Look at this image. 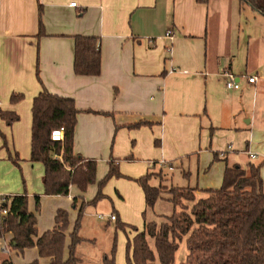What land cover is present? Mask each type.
I'll use <instances>...</instances> for the list:
<instances>
[{"label":"crops","instance_id":"1","mask_svg":"<svg viewBox=\"0 0 264 264\" xmlns=\"http://www.w3.org/2000/svg\"><path fill=\"white\" fill-rule=\"evenodd\" d=\"M74 2L76 6L71 5ZM228 4L232 5L234 14L232 29L239 30L243 23L247 25L250 14L253 21L258 20L263 26L264 32V16L241 0H0V127L13 137L11 158L19 149L18 128L23 120H31L27 109L33 107L35 97L45 88L73 98L80 110L74 136L76 155L109 165L118 159H130L133 163L127 166L134 169L129 175L137 179L146 175V165L147 169L148 165L155 167L153 160L162 166L170 164L172 169L176 159L210 145L222 150L220 154L225 161L221 162L216 155L212 171L202 173L200 184L207 189H219L227 167L240 165L228 162L231 152H226L225 145L236 135L226 133V123L238 126V118L242 116L246 125L252 124L264 113L260 84L264 59L251 75H247V68L245 74L235 72L230 59L235 55V45L226 51ZM169 30L173 31V38L166 37ZM77 35L94 36L100 41V75L75 73ZM218 35L221 43L216 45ZM261 38L264 39L263 33ZM226 73L241 77L242 86L227 96ZM249 76L258 79L249 83ZM221 90L224 95L218 94ZM13 93L22 94L23 99L12 103ZM5 111L16 112L19 120L8 125L1 118V112ZM141 122L146 123L137 126ZM258 122L264 127V121ZM252 136L248 132L243 138ZM217 140L221 142L219 146H216ZM247 153L252 159L258 157L250 150ZM202 154L203 171L213 156L207 152ZM16 159L18 163L21 161L18 153ZM140 161L145 165L137 167ZM30 162L32 166L36 163ZM6 167L0 162V208L3 197L27 192L30 210L37 218L38 236L55 228L59 210L68 211L64 253L67 258L70 235L87 190L82 192L72 185L67 196L46 195L44 184L35 187L33 181H28V187L24 188L20 182H8L9 174L17 173V169L9 161ZM24 169L29 172L30 165L25 164ZM127 170H122L125 175L130 171ZM164 175L170 182L169 175ZM261 175L263 178V169ZM114 185L122 187L117 190L119 198L114 201L118 208L126 207L127 198L136 210L146 205L145 193L136 183L120 186L121 182L115 181ZM202 194L198 190L197 198ZM37 195L40 196L39 210ZM75 199L77 206H74ZM104 212L107 214H99V219L107 218L108 222L120 219L115 206ZM114 213L117 218L111 220ZM96 220L83 219L79 230L82 242L75 250L79 264H103L104 257L111 255L110 240L104 250H96L94 237L105 226V221ZM136 229L135 234L140 232ZM12 238L13 234L8 233L0 239L1 253ZM88 247L94 250V256L87 260ZM10 257L13 264H29L35 260L40 264L51 262L50 257L39 255L37 247L12 251Z\"/></svg>","mask_w":264,"mask_h":264},{"label":"trees","instance_id":"2","mask_svg":"<svg viewBox=\"0 0 264 264\" xmlns=\"http://www.w3.org/2000/svg\"><path fill=\"white\" fill-rule=\"evenodd\" d=\"M241 1L264 16V0ZM101 70L100 41L94 36H75V73L98 76ZM22 99L23 95L19 93H13L11 97L12 103ZM79 113L73 98L51 93L45 88L34 99L30 160L41 162L45 167L43 184L46 195L67 196L72 185L85 192L97 182L98 162L74 153ZM1 118L11 125L19 120V115L14 111H5L1 112ZM145 123H138L137 126ZM60 127L65 129L64 141H53L51 133ZM261 169V165L252 163L247 168L240 165L227 167L222 187L204 190L205 197L199 199L196 196L197 188L171 185L167 200L181 206L182 210L166 216L161 223H145L144 230L137 232L128 242L127 264H176V253L184 239L189 253L180 264H264V188ZM155 175L160 178L159 186L150 183ZM114 176L123 175L116 162L112 161L109 172L100 182V191L94 202L104 197L101 188ZM135 181L145 193L148 208H153L158 200L165 198L164 183L167 177L162 172H148ZM35 200L39 210L40 196H35ZM185 201L193 203L191 208ZM86 204L83 201L79 207L67 258L64 253L68 211L59 210L55 228L38 236L37 218L30 210L27 192L3 197L1 209H7L8 214L0 220V239L8 233L13 234L9 244L10 253L37 247L41 257L51 258L50 264H79L75 250L82 242L79 230ZM74 206H77V199ZM125 226V223L118 224V228L124 229ZM148 237L154 239V248L150 246ZM10 253L0 254V264H13ZM115 254L116 244L111 255L104 257L103 264H116ZM29 264L40 263L35 260Z\"/></svg>","mask_w":264,"mask_h":264},{"label":"rangeland","instance_id":"3","mask_svg":"<svg viewBox=\"0 0 264 264\" xmlns=\"http://www.w3.org/2000/svg\"><path fill=\"white\" fill-rule=\"evenodd\" d=\"M232 5L228 4L226 5V51L229 50L230 46L233 44L236 48V52L234 53V56H231V61H233V66L235 72H246L247 68V75H251L255 73L256 66L260 63L261 60L264 59V39L261 38V34L263 32V26L259 24L258 20L253 21V18L248 15V24L245 25L244 23L240 25L239 30L232 29V21L234 20V14L232 12ZM251 13V12H249ZM260 19V18H258ZM242 21H245V18L242 17ZM220 36L218 35L216 37L215 44L221 43ZM213 43V39H212ZM239 43L238 48L236 47V44ZM214 44V43H213ZM260 84H262V92L264 93V72L260 73ZM222 89V88H221ZM233 90H229L226 88V96L228 94H231ZM220 95H224L225 93H218ZM262 100H264V96H262ZM26 110V108H25ZM30 111V117L31 120H23V124L21 127L18 128L17 132V141L19 143V149H17L16 152H13V156L11 158L10 152L11 151V145L13 137L12 135H7V133L0 127V162H3V165L5 169H8L6 167L8 161L15 166L17 169L16 172H11L8 177V182H13L15 184H21L22 187H28V181H33V184L35 187L43 185V176L41 175L44 169L45 174V167L43 163L36 162L34 166H32L30 162V156L31 153V140H32V106H30V109H27ZM258 121L263 122L264 121V113H261L258 116ZM239 125L235 126L234 123H226V133H234L236 135V138L233 140H230L226 143V152L230 151L231 153L228 156V162L230 165L233 164H240L242 166H247L249 163L255 164V165H261L263 169V188H264V127L261 123L254 120L252 124L246 125L244 121H242V116L238 118ZM252 132L253 136L249 139H244L243 137L246 136V133ZM224 134L222 135V137ZM221 142L219 140L216 141V146H219ZM230 146V147H229ZM202 146V150L198 149L196 153H189V155L181 157L173 161V168L170 169V164L161 165L159 164V161L153 160V162H156L155 167L152 165H146V171L144 174H147L148 172H153L155 174L163 173L168 174L170 177V182H165L166 185V192H164V197L156 203V205L153 208H148L145 204L143 208L140 209H134V205L131 204L130 199H126V207L120 209L115 205V198H119V195L117 193V190H121L122 187H117L114 185L115 181H120V186H128V183H136L140 186L139 183L135 181L136 177H132L129 174L133 172L134 168L128 167L127 165H131L133 162L130 161V159H118L116 160L118 169L121 172L123 176L117 177L114 176L110 178L101 188V192L104 195L103 198L100 200L94 202V199L97 197L99 191H100V182L106 177L107 173L109 172L110 165L107 162H103L101 160H98V169H97V182L89 186L87 189L86 194L84 195L86 206L84 208V214L81 219V227L82 222L84 218H89V220H93V218H96L98 223H102L105 221L104 230H98L95 239V247L97 251H102L106 246L108 245L107 242L110 240L111 248H113L114 244H116V254H115V263L116 264H127V253H128V242L129 240H133L135 234V229L138 228L141 231L144 230L145 223L151 222V221H157L158 223H161L162 221L166 220V216H171L175 212H179L182 210L181 206H175L172 202L168 201L167 198L169 196L168 194V188L171 185L174 186H184V187H193L197 188L202 195L198 196V198L205 197V192L207 188L200 184L202 173H209L212 171L214 164L217 157L221 158V162L224 163L225 158L221 156L222 150L213 149L210 145ZM189 148V146L187 147ZM204 148V149H203ZM13 150V148H12ZM251 151L253 154H257L258 157L256 159H252L248 155V151ZM210 153L212 154V161L209 162L207 167L202 171L201 165L204 161V155L202 153ZM3 153H5V157ZM16 153L19 154L20 160L19 163H16ZM28 155V156H27ZM206 155V154H205ZM18 161V160H17ZM29 164L30 169L29 172H26V169H24V165ZM138 166L145 165V163H137ZM123 169L130 170L129 173H123ZM138 169V168H137ZM216 169V168H215ZM184 173H188V176H185ZM31 174V175H30ZM214 174V172H213ZM216 174V172H215ZM216 176V175H212ZM151 185L153 186H159L160 185V178L158 176H153L150 180ZM223 185H220V188ZM141 187V186H140ZM142 189V187H141ZM143 191V189H142ZM25 193V192H24ZM144 195V194H143ZM103 202L104 204L101 205V201L105 200ZM30 200V198H29ZM135 200V199H134ZM101 202V203H100ZM185 204L191 208L193 205L192 202L185 201ZM115 206L116 210L120 214V219L118 221H107V218L104 220H101L98 218L99 214H107L104 211L109 209L110 207L113 208ZM137 211V212H136ZM111 212H109L110 214ZM113 213V210H112ZM115 214V213H114ZM116 215V214H115ZM117 217V215H116ZM125 223V228H118V224ZM80 227V228H81ZM98 229V227H96ZM149 244L152 248H154V239L151 237H148ZM1 248V243H0ZM94 250H91V248L88 247V249L85 251L87 260L90 259V257L94 256L92 255ZM111 253V252H110ZM108 253V254H110ZM188 247L186 243V239H184L180 243L179 250L176 253V264H180L181 262H184L187 255H188ZM1 254V251H0ZM5 255V254H4Z\"/></svg>","mask_w":264,"mask_h":264},{"label":"built area","instance_id":"4","mask_svg":"<svg viewBox=\"0 0 264 264\" xmlns=\"http://www.w3.org/2000/svg\"><path fill=\"white\" fill-rule=\"evenodd\" d=\"M72 6H76V3H72ZM166 37L173 38V31L169 30L166 33ZM258 77L257 76H249L248 77V82L249 83H255L257 81ZM226 88L229 90H239L241 89V77H237L232 73H226ZM1 107V104H0ZM64 136H65V129L64 127H60L57 129H54L51 133V138L53 141H64ZM254 158L255 155H252ZM8 214L7 209H1L0 208V220H3ZM111 220H116V215H111ZM10 242L5 243V245L2 247V252L5 254L10 253V247H9Z\"/></svg>","mask_w":264,"mask_h":264}]
</instances>
